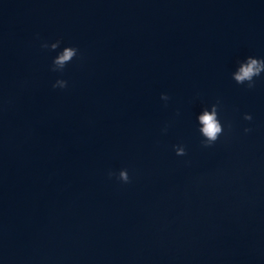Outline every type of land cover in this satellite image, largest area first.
<instances>
[{"label": "water", "instance_id": "water-1", "mask_svg": "<svg viewBox=\"0 0 264 264\" xmlns=\"http://www.w3.org/2000/svg\"><path fill=\"white\" fill-rule=\"evenodd\" d=\"M249 56L264 0H0V264H264V71L233 79Z\"/></svg>", "mask_w": 264, "mask_h": 264}, {"label": "clouds", "instance_id": "clouds-1", "mask_svg": "<svg viewBox=\"0 0 264 264\" xmlns=\"http://www.w3.org/2000/svg\"><path fill=\"white\" fill-rule=\"evenodd\" d=\"M61 41L57 40L50 45L48 43H43L42 48H50L51 50H56L60 46ZM78 49L76 47H65L58 55L53 59L51 70L54 72H63L65 66L70 63L74 57H77ZM264 71V58H255L249 56L246 58L245 62L239 64V71L233 75V79L237 84H245L247 82V87L252 89L255 87L254 77L260 76L261 72ZM53 88H66L67 81L63 79H58L53 85ZM161 99L168 100L169 97L166 94H161ZM218 104L211 106V111L208 108L202 110L203 114L198 116V121L203 125L199 129V132L205 138L202 143L205 147L214 144L219 136L223 132L222 125L218 119ZM245 120H252L250 114H245ZM250 131V129H245V132ZM176 155L183 156L186 155V150L183 146H174ZM116 175L114 172L109 171V178ZM117 179L123 183H130V177L127 169H121L117 176Z\"/></svg>", "mask_w": 264, "mask_h": 264}]
</instances>
